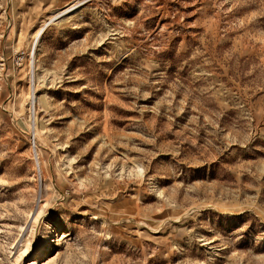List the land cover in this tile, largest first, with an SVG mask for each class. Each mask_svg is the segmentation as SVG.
I'll return each instance as SVG.
<instances>
[{"label": "rangeland", "instance_id": "obj_1", "mask_svg": "<svg viewBox=\"0 0 264 264\" xmlns=\"http://www.w3.org/2000/svg\"><path fill=\"white\" fill-rule=\"evenodd\" d=\"M30 262L264 264V0H0V264Z\"/></svg>", "mask_w": 264, "mask_h": 264}, {"label": "bare ground", "instance_id": "obj_2", "mask_svg": "<svg viewBox=\"0 0 264 264\" xmlns=\"http://www.w3.org/2000/svg\"><path fill=\"white\" fill-rule=\"evenodd\" d=\"M74 5L75 4H73V5H71V6H69V7H67V11L69 12V10H73L74 9ZM66 12V11H65ZM72 15V14H71ZM37 34H39V32L37 31L36 33H35V35H34V37H36V35ZM33 77H34V79H35V82H37V83H40V78L41 77H43V79H46V76H45V74H44V76H43V74H42V72L39 70V68H34V72H33ZM36 97V96H35ZM37 98V97H36ZM38 165V164H37ZM39 166V170H40V173H41V175L43 174V166H41L40 164L38 165ZM38 168V167H37ZM143 171V170H142ZM142 171H141V169H139L138 170V174H139V176H141L142 175ZM142 177V176H141ZM45 204H43V206H44ZM42 206V207H43ZM45 207V206H44ZM30 246H31V242L29 241V239H25L24 241H23V244L21 245V248H20V254H23V253H25L26 254V256L27 255H29L28 253H29V250H30ZM213 249V248H212ZM35 261V260H34ZM29 264H41V263H39V262H30ZM42 264H45V262H43Z\"/></svg>", "mask_w": 264, "mask_h": 264}]
</instances>
